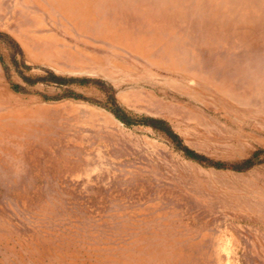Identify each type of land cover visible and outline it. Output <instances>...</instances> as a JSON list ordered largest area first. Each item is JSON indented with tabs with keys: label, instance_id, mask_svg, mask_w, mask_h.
<instances>
[{
	"label": "rangeland",
	"instance_id": "rangeland-1",
	"mask_svg": "<svg viewBox=\"0 0 264 264\" xmlns=\"http://www.w3.org/2000/svg\"><path fill=\"white\" fill-rule=\"evenodd\" d=\"M0 264H264V0H0Z\"/></svg>",
	"mask_w": 264,
	"mask_h": 264
},
{
	"label": "bare ground",
	"instance_id": "bare-ground-1",
	"mask_svg": "<svg viewBox=\"0 0 264 264\" xmlns=\"http://www.w3.org/2000/svg\"><path fill=\"white\" fill-rule=\"evenodd\" d=\"M60 69V68H59ZM154 103V102H153ZM152 102H150L149 104H150V108H152V109H150L151 111H154V112H156V111H158V108H157V106H155L154 104H153ZM148 106V105H147ZM120 131V130H119ZM118 131V132H119ZM117 132V134L115 135V136H113V139L115 138L116 140H120L122 143H123V141H128L129 140V136H126L124 133H122V131H120L119 133ZM195 174H197V172L195 173ZM198 176H199V173H198Z\"/></svg>",
	"mask_w": 264,
	"mask_h": 264
}]
</instances>
